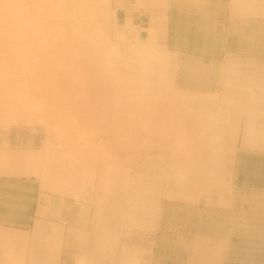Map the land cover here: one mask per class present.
<instances>
[{
  "label": "rangeland",
  "instance_id": "rangeland-1",
  "mask_svg": "<svg viewBox=\"0 0 264 264\" xmlns=\"http://www.w3.org/2000/svg\"><path fill=\"white\" fill-rule=\"evenodd\" d=\"M57 1L0 0V178L37 198L3 264H219L235 214L264 264V0Z\"/></svg>",
  "mask_w": 264,
  "mask_h": 264
},
{
  "label": "crops",
  "instance_id": "crops-1",
  "mask_svg": "<svg viewBox=\"0 0 264 264\" xmlns=\"http://www.w3.org/2000/svg\"><path fill=\"white\" fill-rule=\"evenodd\" d=\"M0 175L13 176L18 174L7 175L2 170ZM17 183L18 181L13 178H0V264H3L5 253L8 254L16 250V244L20 241V238L26 242L32 241L34 243L35 241L30 236V227L35 223V218L29 213L31 209L29 206L31 204L34 206L37 201L36 191L34 189L33 191L24 189V192H21V189L17 187ZM232 219V224L235 222L233 224L235 227L230 231V234L206 239L207 242H210L211 247L220 251L219 264L243 262L240 260L241 257L233 254L237 250L235 244L243 242V240H240L243 237L241 230L243 219L240 216L239 221L237 214ZM237 238L238 240H236ZM250 264H261V262H251Z\"/></svg>",
  "mask_w": 264,
  "mask_h": 264
},
{
  "label": "bare ground",
  "instance_id": "bare-ground-1",
  "mask_svg": "<svg viewBox=\"0 0 264 264\" xmlns=\"http://www.w3.org/2000/svg\"><path fill=\"white\" fill-rule=\"evenodd\" d=\"M10 1H11V0H9V2H10ZM56 1H57V0H56ZM65 1H66V0H65ZM83 1H84V0H83ZM2 2H4V1H2ZM57 2H58V1H57ZM59 2H60V1H59ZM59 2H58V4H59ZM62 2H63V1H62ZM66 2H67V1H66ZM72 2H74V1H72ZM72 2H70V3H72ZM12 3H13V2H12ZM70 3H69V4H70ZM74 3H75V2H74ZM78 3H79V1H78ZM78 3H77V4H78ZM89 3H90V2H89ZM5 4H6V3H5ZM9 4H10V3H9ZM66 4H67V3H66ZM84 4H85V2H84ZM87 4H88V3H87ZM12 5H13V4H12ZM80 5H81V4H80ZM90 5H91V4H90ZM90 5H89V6H90ZM173 5H174V4H173ZM4 6L7 7V5H4ZM76 6H78V5H76ZM82 6H83V5H82ZM91 6H92V5H91ZM11 7H12V6H11ZM13 7H14V6H13ZM65 7H66V6H65ZM69 7H70V6H69ZM57 8L59 9V6H58ZM61 8H62V7H61ZM76 8H77V7H76ZM89 8H92V7H89ZM2 9H3V8H2ZM5 9L7 10V8H4V9H3L4 11L2 10L4 13L6 12ZM9 9H10V13H11V12H12V11H11L12 8L9 7ZM73 9H74V8H73ZM80 10H81V9H80ZM90 10H92V9H90ZM68 11H69V10H68ZM70 11H71V10H70ZM70 11H69V12H70ZM72 11H73V10H72ZM76 11H77V10H76ZM88 11H89V10H88ZM65 12H66V11H65ZM65 12H64V13H65ZM77 12H78V11H77ZM70 13H72V12H70ZM81 13H82V11H81ZM84 13H85V12H84ZM84 13H83V14H84ZM88 13H89V12H88ZM66 14H67V13H66ZM86 14H87V13H86ZM11 15H12V14H11ZM84 15H85V14H84ZM84 15H82L83 18H84ZM87 15H88V14H87ZM1 16H2V15H1ZM4 16H5V14H4ZM9 16H10V15H9ZM9 16H8V17H9ZM5 17H6V16H5ZM5 17L2 18L3 21L5 20ZM61 17H62V16H61ZM66 17H67V16H66ZM75 17H76V15H75ZM0 18H1V17H0ZM6 18H7V17H6ZM64 18H65V17H64ZM67 18H69V17H67ZM78 19H80V14H79V18H78ZM74 20H76V19H74ZM84 20H86V18H85ZM77 21H79V20H77ZM0 22H2V21L0 20ZM75 23H76V21H75ZM84 23H85V22H84ZM4 24L6 25V23H4ZM4 24H3V25H4ZM67 24H69V23H67ZM86 24H87V22H86ZM88 24H89V23H88ZM1 25H2V23H1ZM79 25H80V24H79ZM91 25H92V24H91ZM7 26H10V25H7ZM7 26H6V27H7ZM76 26H78V25H76ZM85 26H86V25H85ZM72 27L75 28L74 26H72ZM81 27H82V26H81ZM81 27H80V28H81ZM7 28H8V27H7ZM5 29H6V28H5ZM82 29H84V28H82ZM3 30H4V28H3ZM77 30H79L78 27H77ZM93 30H94V29H93ZM7 31H8V30H7ZM80 31H81V30H80ZM84 31L86 32L87 30H84ZM87 32H88V31H87ZM6 33H7V32H6ZM8 33H9V32H8ZM78 33H79V32H78ZM88 34H89V33H88ZM79 36H80V35H79ZM80 37L82 38V36H80ZM3 38H9V37H3ZM84 38L86 39L87 37H86V36L83 37V41H84ZM86 41H87V40H86ZM89 44H90V43H89ZM5 54H7V53H5ZM5 54L3 55V53H0V55H2L3 58H4ZM8 54H9V59H11L10 56L12 55V53H11V54L8 53ZM13 55H15V54L13 53ZM7 56H8V55H7ZM9 61H10V60H9ZM13 119L15 120L14 117L12 118V121H13ZM21 121H22V120H21ZM13 122H14V121H13ZM13 122H12V123H13ZM251 128H252V126H251ZM253 130H254V129H253ZM247 131H248V130H247ZM249 131H250V130H249ZM251 131H252V130H251ZM251 131H250V132H251ZM253 133H254V132H253ZM260 146H261L262 148H264V145H260ZM2 156H3V155H2ZM3 172H4L5 174L8 173V174H12V175H13V174H18V175H28V172H27V173H23L24 171H22V170H21V171L16 170V171H13V172H11V171L8 172V171L3 170ZM34 262H35V261H34ZM44 262H45V261H44Z\"/></svg>",
  "mask_w": 264,
  "mask_h": 264
}]
</instances>
